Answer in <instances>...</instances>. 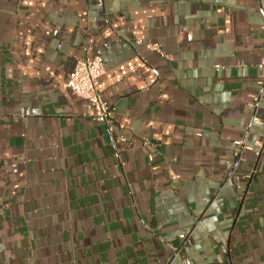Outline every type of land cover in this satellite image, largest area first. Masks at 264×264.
Instances as JSON below:
<instances>
[{
  "label": "crops",
  "instance_id": "obj_1",
  "mask_svg": "<svg viewBox=\"0 0 264 264\" xmlns=\"http://www.w3.org/2000/svg\"><path fill=\"white\" fill-rule=\"evenodd\" d=\"M262 65L257 0H0V264H264Z\"/></svg>",
  "mask_w": 264,
  "mask_h": 264
},
{
  "label": "built area",
  "instance_id": "obj_2",
  "mask_svg": "<svg viewBox=\"0 0 264 264\" xmlns=\"http://www.w3.org/2000/svg\"><path fill=\"white\" fill-rule=\"evenodd\" d=\"M257 1L260 4L261 14L264 17V0ZM141 43V41H137L135 44L141 45ZM145 47L149 51L157 52L161 57H166L157 45H145ZM215 67L218 68L217 66ZM262 68L264 69V65H262ZM104 74V63L101 57L95 56L84 60H76L66 88L73 95L83 99L87 103L88 116L92 121L104 125L108 131H111L110 124L114 109L102 99L99 93V81ZM117 142H125V139L119 138ZM235 145L242 147V149H250L241 142H236ZM256 145L259 146V144Z\"/></svg>",
  "mask_w": 264,
  "mask_h": 264
}]
</instances>
